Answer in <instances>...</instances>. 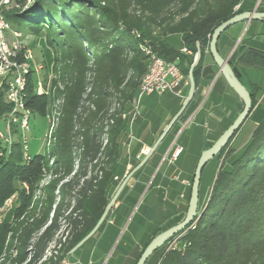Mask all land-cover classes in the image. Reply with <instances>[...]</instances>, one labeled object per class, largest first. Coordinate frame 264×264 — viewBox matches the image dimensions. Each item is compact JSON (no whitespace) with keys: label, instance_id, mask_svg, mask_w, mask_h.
<instances>
[{"label":"trees","instance_id":"16d2710c","mask_svg":"<svg viewBox=\"0 0 264 264\" xmlns=\"http://www.w3.org/2000/svg\"><path fill=\"white\" fill-rule=\"evenodd\" d=\"M17 1L22 9L5 12L10 22L25 25L37 34L41 28H58L68 46L74 44L80 32L93 30L96 11L112 23L114 30L111 48L101 49V56L93 61L84 57L83 46L76 49V58L69 59L70 71L60 79L63 88L55 80L49 95H38L36 75L29 77L26 105L33 114H51L56 110L54 102L60 103L55 152L49 145L45 152L27 160L18 141L9 154L0 155V264H47L45 258L53 242L62 243L60 257H70L72 249L96 226L118 185L120 177H115L121 171L126 125L125 118L116 116L113 107L120 100V112L127 110L137 95L150 63L143 47L176 62L185 75H189L200 51V61L193 69L198 87L212 33L245 8L244 0H108L104 5L101 0ZM177 34L183 36L185 48L191 53H184L168 41V36ZM243 46L230 59L240 79L241 71L234 60L264 67V50ZM87 74L91 76L88 81ZM248 89L253 111L259 93L254 87ZM90 100L97 111L85 117V102ZM243 107L244 101L241 110ZM10 108L5 88L1 87L0 125ZM241 127L215 156L219 161L224 159L195 228H186L169 240L183 234V249L164 255L162 250L150 264H264V117L248 141L236 148L231 143ZM3 150L5 144L0 141V152ZM194 174L195 170L186 210ZM47 175L51 179L43 184ZM9 199L13 204L5 214L2 208ZM169 227L155 230L132 263L136 264L149 242ZM49 264L55 262L51 259Z\"/></svg>","mask_w":264,"mask_h":264},{"label":"crops","instance_id":"0c3cea01","mask_svg":"<svg viewBox=\"0 0 264 264\" xmlns=\"http://www.w3.org/2000/svg\"><path fill=\"white\" fill-rule=\"evenodd\" d=\"M239 6L240 5H238L236 9L239 8ZM242 7L245 8V11L257 10L264 12V0H244ZM245 31L249 34L246 33L244 35ZM261 34H264V20L240 21L221 34L218 40V50L223 57L231 59L237 48L243 45L242 48L245 49L248 47L256 48L252 42ZM167 39L173 46L184 52L185 43L182 35H170ZM234 64L240 69L241 81L245 86L248 88L254 87L256 92L259 93L261 90V82L255 75L256 71L254 70H256V68H261V66L241 64L236 60H234ZM213 81H215L214 87ZM190 90L191 86H186L183 90V96L167 92L173 94L174 97L166 101L159 100L154 102L152 100H147L145 105H143L142 113L138 116L136 115V117L133 116L132 109L129 110V116L125 119L126 131L122 140L120 159L121 171L116 176H119L120 180L118 181L113 195L122 183L124 177L146 157L167 125L181 109ZM242 101V98L227 83L224 75L220 73L219 66L212 55L206 51L203 70L200 73L198 87H196L195 93L189 100L184 111L168 129L156 149H154L146 163L131 176L128 183L121 191V193L124 192V195L120 200H118V198L116 199L114 205L106 215L104 221L105 225L98 238V243L100 244L103 239H106V242L111 241L116 236L117 231L122 228L125 230L128 228L124 245L130 246V244H134L136 249L134 256L128 253L125 256L126 259H131L133 261L138 251L142 249L143 244L152 236V232L146 234V229L148 223L153 220L154 216L159 211L163 215L169 214L173 217L170 218V220H174L173 222L166 223L168 226L171 227L177 224L176 221L183 217V215H186L187 195L193 174L188 170V172H186L187 177L181 178L182 173L185 171L183 170V172H181L182 170L179 166L181 158L186 150L195 142V138L201 127L207 132L206 134L204 132L201 136V150L207 149V144L213 142V137L208 133L211 131V121L214 120L217 125L218 123L220 125V123L224 121H230L227 127L221 132L222 134L242 111ZM263 117L264 96H259L257 106L243 124V126L246 124V126L248 125L249 128L252 129L247 136L246 142ZM242 127L240 129L241 132L239 131L238 133L239 136L243 132ZM177 145L182 146L183 151L177 160L171 162L170 155ZM178 179L181 180L180 182L183 186L182 190L178 196L171 197L172 183L174 180ZM137 186H140V188L142 187L140 192L144 191V194L146 193V196L150 195V197H148L144 203H139L137 208L139 220L134 227H131L134 223L132 224L131 220L128 221V217L139 199V196L130 197L132 194L131 189ZM162 190L166 192H163V202L161 207H158L156 203L159 201V192ZM127 201H131L132 203L123 207ZM137 210L135 214H138ZM102 226L103 224L98 230H100ZM137 232L141 233V236L144 237L143 242H137ZM105 241H103L104 244ZM106 245L107 243L105 247ZM81 246L79 248H81ZM101 262L102 256H98L96 259L89 258L87 263L101 264Z\"/></svg>","mask_w":264,"mask_h":264},{"label":"rangeland","instance_id":"374dc122","mask_svg":"<svg viewBox=\"0 0 264 264\" xmlns=\"http://www.w3.org/2000/svg\"><path fill=\"white\" fill-rule=\"evenodd\" d=\"M108 0H101V3L107 4ZM22 9L21 4L17 0H12L11 3L8 5L6 12L13 13L15 11H18ZM95 21L92 22L93 25V30H88L85 29L83 32H80L79 37H76L75 42L72 46L65 45L66 41L63 40V35H61V32L58 30V28H41L39 31V34L34 33L33 31H30L26 28L25 25L19 26L16 22L12 21L11 22V30L7 31V35L9 37H12V30H20L23 32V40L24 43L27 45L28 48L31 49L34 57V64L39 65V64H44L46 66V69L41 72V74L45 75H51V82H52V88L55 86L54 81L58 80V86L63 88L64 82L60 80L62 77H64V73H68L70 71V61L69 59L76 58V49L79 47L83 46V54L84 57H87L93 61L95 57H100L101 53L99 52L101 49L104 48H111V39L113 37V28H112V23L110 24V21L97 14V11L95 12ZM247 31V30H246ZM245 31L244 35L247 33ZM249 34V33H247ZM78 38V39H77ZM85 39H87L85 41ZM256 48H260L264 50V34H261L256 37V39L252 42ZM177 45V44H175ZM196 57V55H195ZM91 62H89V66L91 65ZM60 69V71L56 72L55 69ZM255 75L260 79L261 82V90L259 92V96H264V67L261 66V68H256ZM91 76L87 74L86 80H90ZM226 79V78H225ZM227 81V80H226ZM228 83V82H227ZM215 81H213V87H214ZM90 91L88 88L84 94V97H86V94ZM98 91V90H97ZM136 97V96H135ZM174 95L170 93H166L164 95H158V94H152L149 96L143 97L141 103H140V109L138 111V115L142 113L143 111V105H145L147 100H152L154 102L157 101H166L170 98H173ZM94 99L98 98V95L94 93L93 96ZM135 99V98H134ZM134 101V100H133ZM133 101L129 105V109L127 110H122V101L117 100L116 104L113 107L114 112H118L116 116H120L122 118H128L129 116V110L132 109L133 111ZM52 102L49 103V110ZM56 105V110H53L51 114L47 115H42L41 113H35L32 114L31 119H30V126L31 129L28 132L24 133V137L27 138V146L28 150L26 151L24 149V153H28L31 155V157L35 156L36 154L45 152L48 148V146H51L52 152H55L56 148V141L54 138L56 127L58 124V112H59V107L60 103L59 102H54ZM53 104V105H54ZM85 107L86 111H84V116H88L90 111H97V106L93 102V100L85 102ZM50 112V111H48ZM230 121H224L222 123H217L213 120L211 121V131L208 132L209 135L213 137V143L219 138L221 135V132L227 127ZM111 124L114 123V121H110ZM220 126V127H218ZM243 132L241 135L236 136L235 139L232 141V146L236 148H241L243 144L246 142L247 136L251 132L252 129L249 128V126L245 124V126L242 127ZM52 132L51 138L49 137V133ZM207 133L204 131V129L201 127L199 133L197 134L195 138V142L190 146L188 150L184 153L183 157L181 158L179 162V166L181 168V172L185 170L181 178L187 177L186 172L190 170V172L193 173L194 170H196V166L198 164V161L200 159V156L202 152L205 150H201V136ZM241 132V131H240ZM108 136L104 137V142H106V138ZM82 140V137L80 138V141ZM193 142V141H192ZM185 159V162H184ZM224 158H221L220 161L218 160L217 157L212 158L204 167L203 172H202V177H201V183H200V199H199V212L203 209V207L206 205L211 190L213 186V182L215 180L217 171L219 167L221 166V162ZM183 162V163H182ZM182 164V165H181ZM106 166V164H105ZM185 167V168H184ZM190 168V169H189ZM193 169V171H192ZM119 173V172H118ZM191 173V174H192ZM102 175V172L100 173ZM51 177L47 175L45 179L42 181L43 184L47 183ZM181 180H174L172 183V189L170 196L171 197H176L180 194L182 190V185H181ZM140 186H137L136 188L131 189V196L130 197H137L139 196L138 202L133 207V210L129 214L128 221H132L131 223L133 224L134 227L136 222L139 220V213H138V205L139 203H144L150 195L146 196V193L144 194V191L140 192ZM140 192V193H139ZM163 192H166L165 190H162L159 192V201H157L156 205L158 207H161L162 204V198H163ZM124 195V192L121 193L118 196V200H120ZM113 196V195H112ZM112 199V198H111ZM130 200V199H128ZM132 203L131 201H127L123 207H126V205H130ZM13 204V199H9L6 202L5 207L2 208V211L6 212L11 208ZM164 204V203H163ZM166 204V203H165ZM189 206V204H188ZM137 210L138 214H135V211ZM187 210L185 209V212L187 213ZM169 214L163 215L160 211L154 216L153 220L148 223L147 229H146V234L148 233H153L155 230L159 229L161 227L164 229L168 224V222H173L174 220H170ZM186 216V215H185ZM184 219V218H183ZM197 223V219L190 225L189 229H194ZM131 224V225H132ZM105 225V222L103 223V226L100 230H98L95 234H93L90 239H88L82 246L81 248H78L75 252L70 254V259L74 262L75 264H88L87 262L89 261V258L96 259L98 256H102V262L101 264H133L132 260L126 259V254L128 253L129 255L131 254L134 256L135 254V249L136 246L134 244H130V246L124 245V240L127 237V229H120L117 231L116 236L114 239L111 241L106 242V239H103L105 241V244L107 243L106 247L103 241L101 243H98V238L101 234V231ZM131 229V228H130ZM168 229V228H167ZM166 230V229H165ZM137 236V242H143V238L141 236V233L136 234ZM182 234L178 235L177 240H176V246L175 249H183L185 245V241L182 238ZM64 242V240H62ZM104 245V246H102ZM58 247V242H54L50 250L47 254V257L45 258V261H47V264L50 263L51 259L55 262V247ZM163 251V255L166 254L168 251V244L163 248H160V250L150 258V260L147 262V264H150L152 259L158 256L160 252ZM95 253V255H94ZM61 255V254H60ZM155 262V261H154ZM152 264V263H151ZM159 264V263H158Z\"/></svg>","mask_w":264,"mask_h":264},{"label":"built area","instance_id":"2783aa9c","mask_svg":"<svg viewBox=\"0 0 264 264\" xmlns=\"http://www.w3.org/2000/svg\"><path fill=\"white\" fill-rule=\"evenodd\" d=\"M11 1L0 0V88H5L6 100L11 106L0 125V141L5 144V150L1 151L0 155L9 154L18 141L22 142L23 151L28 150L24 133L31 129L30 119L33 114L26 105L30 75H36L35 89L38 95H49L52 91L51 75L41 74L46 69L43 63L34 64L33 53L24 43L23 32L15 29L11 32L12 37L7 35V31L12 27L5 12ZM143 50L149 55L150 63L133 101L134 117L138 114L143 97L167 92L183 96L184 88L191 86L189 75H185L176 62L164 59L149 48L143 47ZM184 52L189 51L184 48ZM182 151V146H175L170 161L177 160ZM24 158L30 160L32 157L25 152ZM177 238L179 237L168 242V250L175 249ZM63 240L65 241V237ZM61 248L62 243L55 247V264H75L70 257H60Z\"/></svg>","mask_w":264,"mask_h":264},{"label":"water","instance_id":"95a60500","mask_svg":"<svg viewBox=\"0 0 264 264\" xmlns=\"http://www.w3.org/2000/svg\"><path fill=\"white\" fill-rule=\"evenodd\" d=\"M250 20H264V12L263 11H257V10H251V11H243L240 13H237L233 17L229 18L228 20L222 22L220 25H218L214 32L212 33L211 40L209 43V52L211 53L212 57L214 58L215 62L219 66L220 73L224 75L226 78L228 84L232 89L236 91V93L242 98L244 101V107L238 117L233 121V123L219 136V138L207 149H205L198 161L194 179L192 183V190H191V196L189 200V206L188 211L186 213V216L182 221L179 223L169 227L168 229L162 231L158 235H156L146 246L144 251L142 252L140 258L138 259L136 264H146L150 256L159 248H161L165 243H167L172 237H174L179 232L183 231L186 228H189L190 225L195 221V219H198L202 216L203 210L199 212V199H200V183H201V177L202 172L205 167V165L214 158L230 141V139L233 137L234 133L245 123L248 116L250 115V112L253 108V99L251 92L249 89L245 86V84L241 81V79L237 76L235 73L233 66L230 63L229 58L223 57L219 50H218V40L221 34L226 31L228 28H230L232 25L240 22V21H250ZM201 58V52L198 51L194 60V63L192 64L190 71H189V78L191 81V90L186 98L185 102L183 103L181 109L179 112L173 117L171 122L167 125L163 133L160 135L158 140L155 142V144L152 146L146 157L139 163L138 166H136L129 174H127L118 189L116 190L115 194L113 195L112 199L110 200L105 212L103 213L102 217L96 224V226L72 249L71 253H73L75 250H77L84 242H86L100 227L102 222L104 221L106 215L114 205L116 199L118 198L119 194L125 187V185L128 183L131 176L140 168L142 167L150 155L153 153L154 149L158 146L168 129L171 127V125L175 122V120L180 116V114L184 111L186 108L189 100L192 98L193 94L196 91V85L193 77V69L198 64Z\"/></svg>","mask_w":264,"mask_h":264}]
</instances>
